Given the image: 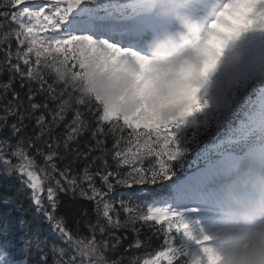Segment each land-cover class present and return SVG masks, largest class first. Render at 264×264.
<instances>
[{"label": "snow or ice", "instance_id": "snow-or-ice-1", "mask_svg": "<svg viewBox=\"0 0 264 264\" xmlns=\"http://www.w3.org/2000/svg\"><path fill=\"white\" fill-rule=\"evenodd\" d=\"M198 3L199 0H5L2 6L14 10L0 12V29L6 24L13 27L0 33V45H7L0 48L4 55L0 74L8 71L9 80L2 87L5 94L12 91L13 98L4 107L0 127L7 126L9 116H17V122L10 125L12 135L18 137L11 156L19 163L13 165L5 159L8 154L0 150V170L9 176L13 171L20 175L22 184L17 198L30 192V206L37 215L31 221L24 215L0 220V264H50L45 251L49 241L40 238V220L46 221L52 233L68 246V250L57 251L52 243L53 254L58 258L51 264H121L110 262L105 251L119 245L121 238L116 229L131 225L130 230L139 233L138 224L159 225L165 235L166 249L144 259L142 264H220L222 256L212 246L213 236L202 229L197 235L181 213L149 204L144 211L132 200L125 203L122 199L121 219L120 211L112 204L113 194L120 187L130 189L125 195L139 199L140 192L132 191L133 185H149L167 178L168 162L175 159L177 152L174 129L207 106L200 90L215 71L224 49L244 32L264 30V0H226L207 31L181 54L161 61L145 51L153 35L172 27L174 12L190 16L197 11ZM56 57L77 76L86 75L91 68L94 73L122 84L119 103H101L99 97L85 100L65 83L58 82L53 75ZM17 78L21 88H28L27 107L12 87ZM38 95L45 99L37 102ZM69 112L72 120L65 125L64 149L68 151L69 142L90 130L93 147L101 155L93 157V165L86 166L82 174L73 175L70 165L60 169L53 162L54 157H65L55 151L44 155L37 148L47 162L46 167L38 169L27 149L46 134L50 136ZM25 114L35 116L40 131L34 137L25 134ZM141 126L145 131H138ZM125 128L131 129L127 136ZM109 136L113 137L112 149L107 148ZM76 151L77 156L88 155ZM110 155L115 169L108 164ZM146 157H154L155 166L143 167ZM97 161H102L103 167L93 172L91 168ZM38 171L44 173L43 177ZM69 190H78L96 201L98 216L91 226V239H75L63 218L56 216L58 193ZM0 203L8 207L15 202L5 198ZM18 210L24 212L22 206ZM180 234L194 243V250L180 247ZM140 244L137 239L136 245ZM32 255L38 259H31Z\"/></svg>", "mask_w": 264, "mask_h": 264}, {"label": "trees", "instance_id": "trees-1", "mask_svg": "<svg viewBox=\"0 0 264 264\" xmlns=\"http://www.w3.org/2000/svg\"><path fill=\"white\" fill-rule=\"evenodd\" d=\"M4 3L5 0H0V12L6 11V8L2 6ZM0 23H3L2 18H0ZM4 31L5 27L0 29V33ZM13 45L14 43L12 42L11 49L14 52L15 48ZM4 47H7V45H0V48ZM3 60L4 55L3 52L0 51V65L3 64ZM8 80V71H4L2 74H0V116L4 115V107L8 105V102L13 98L12 91H8L6 94L3 91L2 86ZM12 87L15 89V91L20 93L21 97L24 98V104L25 107H27V86L21 88L20 80L17 78L13 81ZM33 87H35V85H33ZM44 99L45 97L43 95H38L36 97L37 102L43 101ZM39 114L40 113L37 112L35 115L38 116ZM48 119L51 120V117L49 116ZM71 120L72 113L69 112L65 121L54 127L50 136L46 134L39 141H36L33 146L27 149V151H29L35 158L38 169L41 167H46L47 162L45 161L44 156L37 153V148L40 149L44 155L49 154L50 151H55L58 153V156L65 157L64 159L54 157L53 162H55L60 169H63L66 165H70L73 175L82 174L86 166L93 165L92 158L101 155V152L93 147L95 142L92 140L90 130L78 136L75 141L69 142L70 148L68 151L64 149L63 142L67 136V129L65 128V125L70 123ZM15 122H17V116H9L7 120V126L0 127V141H8V144H0L2 149L8 152V155L6 156L7 158L11 155V152L15 151V145L18 141V137L12 135V129L10 127V125ZM23 123L26 125L25 134L29 137H34L40 131L39 128L36 127L35 116L30 118L27 114H25ZM94 126L95 124L93 122V127ZM127 133L128 131L125 129L124 135L126 136ZM54 141L56 143H54ZM57 143L59 144L58 147L56 146ZM112 146L113 137L109 136L107 139V148L112 149ZM77 149L79 153H87L88 155L77 156ZM90 149L92 150L90 151ZM74 157H77L75 162H73ZM10 161L13 165L19 162L17 158H11ZM107 161L108 164L111 165L112 169H115V163L113 162L111 155L107 157ZM97 167L102 168L103 162H95V165L91 168V171L95 172ZM38 173L43 177L44 173L39 171ZM96 183L99 187L100 181L98 178ZM84 187L87 188V182H84ZM18 188H20V184L13 175L6 176L0 174V201L4 200L5 198H10L15 202L13 205H9L8 207H5L2 203H0V220L24 215L25 219L31 221L36 216L34 207L30 206L29 193L23 192L19 198H17ZM58 205L59 206L56 210V216L63 218L68 229H70L74 234V238L91 239V226L97 221V215L94 212L95 202L92 199H89L88 196L81 195L78 190H69L58 193ZM21 206L24 209L23 213L18 210ZM38 223L43 232V235L40 238L49 241L48 247L45 249V251L48 253V259L51 264V261L58 258L53 254L52 243L54 242L57 246V251H59V249H65V247L58 245L55 242L54 235L52 234L48 223H40L39 221ZM137 227L139 228V233L131 231V225H128L123 229L115 230L116 235L121 239L118 246L115 248H109L105 251V256L108 257L110 262L120 261L121 264H132V262H138L144 256H151L159 248L160 239L155 228L152 229V227H149L148 225L141 224H138ZM96 236L97 239H99L98 232L96 233ZM137 239L141 241L139 246L136 245ZM132 252L134 254H132ZM31 259L36 260L38 257L32 255Z\"/></svg>", "mask_w": 264, "mask_h": 264}, {"label": "clouds", "instance_id": "clouds-1", "mask_svg": "<svg viewBox=\"0 0 264 264\" xmlns=\"http://www.w3.org/2000/svg\"><path fill=\"white\" fill-rule=\"evenodd\" d=\"M181 31L162 46L165 59L181 54L201 34L199 24L180 13ZM53 75L85 100L117 104L123 85L89 68L77 76L71 67L54 58ZM230 182L212 218V246L221 254L220 264H264V169L235 162L229 167Z\"/></svg>", "mask_w": 264, "mask_h": 264}, {"label": "rangeland", "instance_id": "rangeland-1", "mask_svg": "<svg viewBox=\"0 0 264 264\" xmlns=\"http://www.w3.org/2000/svg\"><path fill=\"white\" fill-rule=\"evenodd\" d=\"M14 10V9H13ZM13 27V26H11ZM9 27V28H11ZM247 33V40L244 43L241 54L240 55H232L230 54V57L225 56L229 54L228 46L224 49L223 54L221 55L215 71L211 74V76L208 78L206 84L201 89V97L202 100L206 101L207 104L212 105L214 109L218 110L222 108L226 101L224 102L223 106V97L225 90L229 88V83L232 81L233 78L236 77V75L241 72L248 73H254L255 76H263L264 77V30H261L260 28H254L252 30H249ZM258 35V40H255V36ZM254 42V43H253ZM225 56V57H224ZM200 112V111H199ZM199 112L195 113L194 115L190 116L187 121L182 124L180 127L174 129L175 133V145L177 148L176 156L174 160H177L178 158L181 159L182 156H186L185 149L183 147L178 146V139L179 136L182 135L184 129H194L199 122ZM257 116L252 115L251 123H255L254 120H256ZM264 120V107H263V113L262 116H260V120ZM249 123H246L248 125ZM242 125V131L245 133L247 130L244 123L240 124V127ZM250 125V124H249ZM248 125V126H249ZM138 131H145L143 127L141 126ZM246 135V134H245ZM264 139V138H263ZM229 142L232 140H228ZM203 154L200 155V160L202 159ZM198 159L192 160L191 165H196ZM171 162V161H170ZM17 162L16 164H18ZM189 164V162H187ZM187 164V165H188ZM15 165V164H14ZM13 174L15 177L20 178L22 181V178L20 175L13 171ZM175 183V182H174ZM30 199V198H29ZM164 200V201H162ZM170 199H167L163 196L156 197L153 202H151L149 205H155L157 207H166L173 211L179 212L182 214V211H186L190 209L191 207H178L176 203L171 202ZM147 210V209H146ZM189 211V210H188ZM95 214L98 216V209L97 204L95 201V208H94ZM189 214L188 212H186ZM183 219L186 220L188 216L183 215ZM185 216V217H184ZM115 218V217H114ZM194 221L190 220V224H192ZM193 225V224H192ZM197 234V233H196ZM179 238V245L182 248L194 250L195 245L192 242V244L188 245V239L184 237L182 234L178 235ZM65 249H68V246H65ZM164 251V250H163ZM155 256V255H154ZM152 256L151 258H153ZM149 258V259H151Z\"/></svg>", "mask_w": 264, "mask_h": 264}, {"label": "bare ground", "instance_id": "bare-ground-1", "mask_svg": "<svg viewBox=\"0 0 264 264\" xmlns=\"http://www.w3.org/2000/svg\"><path fill=\"white\" fill-rule=\"evenodd\" d=\"M201 12H203V8H201ZM245 35L244 34H241V36L234 41V43L229 47V50L234 52V53H237L238 52V49L241 47V45L243 44V41L245 40ZM149 55H151L149 53ZM156 57V56H154ZM163 55H158L156 58H158L159 60L161 61H167V60H170V59H165V58H162ZM198 186V185H196ZM180 187V186H178ZM190 188H193V187H190ZM189 190V189H188ZM192 190H194L195 192H197L199 195H201V191H202V188H198V187H194ZM196 206H199V205H196ZM186 220H189L186 219ZM203 220V221H201ZM191 221H197L198 222V228L196 227L197 224L195 223V226L194 228L198 231H196L198 234L197 235H200L201 234V229L203 230V233L205 234H209L211 235V229H212V219H207V218H195V219H192ZM188 244H192V241H188Z\"/></svg>", "mask_w": 264, "mask_h": 264}]
</instances>
